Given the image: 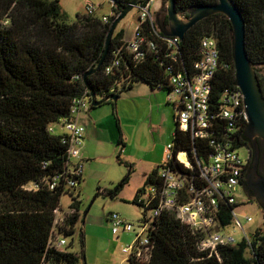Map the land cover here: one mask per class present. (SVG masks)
I'll use <instances>...</instances> for the list:
<instances>
[{
	"label": "trees",
	"instance_id": "1",
	"mask_svg": "<svg viewBox=\"0 0 264 264\" xmlns=\"http://www.w3.org/2000/svg\"><path fill=\"white\" fill-rule=\"evenodd\" d=\"M216 1L174 0V4L177 12L187 18L192 7ZM231 1L244 21L249 61L252 65L264 63V0ZM109 2L112 12L108 22L86 12L66 22L58 0H0V264H85L81 228L78 233L80 252L69 251L68 242L62 250L49 245L54 211L60 207L62 193L70 194L67 206L70 214L63 224L57 225L56 235L71 236L78 222L83 223L79 212L81 201L74 196L82 177L73 191L62 186L36 190H27L24 186L50 178L63 169L66 153L60 140L62 136L50 132L48 125L66 116L71 98L88 89L83 75L101 58L112 20L130 0ZM138 27L140 34L156 40L155 51L144 50L140 61L133 53L123 51L119 66L105 74L104 66L112 56L111 51L126 43L122 29L112 33L100 68L87 75V84L94 93L118 96L117 84L130 88L136 81L168 92L170 77L176 72L185 70L189 75L195 72L193 65L201 57L200 42L206 36L216 39L219 51L217 70L210 81L211 101L218 105L223 91L237 89L231 48L232 26L223 14L214 13L200 19L187 30L178 43L176 60L169 57L164 42L152 35L149 21L141 22L138 17ZM257 76L263 89L264 77L258 73ZM111 87L115 92L109 93ZM108 102L115 106L111 100L104 103ZM115 119L118 128V117ZM243 122L236 131L238 146L248 143L244 134L247 122ZM174 123L171 141L174 151L195 150L198 159L205 160L210 151L205 141L190 138ZM121 139L119 132V144ZM161 166L162 163L145 175L143 186L136 190L132 199L134 204L142 207L137 201L138 195L152 183V177ZM126 179L108 190V194L115 195ZM231 207L227 206V210ZM262 214L264 218L263 211ZM142 215L144 219L145 211ZM223 219L222 223H229L230 214L227 212ZM151 226L148 236L153 248L149 262L129 259V264H264V220L262 227L250 235L249 244L241 241L222 246L219 258L199 254L190 231L165 212Z\"/></svg>",
	"mask_w": 264,
	"mask_h": 264
},
{
	"label": "built area",
	"instance_id": "2",
	"mask_svg": "<svg viewBox=\"0 0 264 264\" xmlns=\"http://www.w3.org/2000/svg\"><path fill=\"white\" fill-rule=\"evenodd\" d=\"M151 2L152 0H145L136 3L134 7L138 11L139 20L150 22L152 35L164 42L169 57L176 60L180 40L166 36L158 30L150 11ZM95 10L93 5L86 4L87 14L93 15ZM100 18L103 22L109 21L106 14H102ZM138 29L137 23L131 39L111 51L112 56L104 66L105 74L111 73L119 66L120 54L123 51L133 53L137 61L143 59L144 50L155 51L156 40L146 38ZM200 45L201 57L193 65L195 72L189 75L183 70L172 75L169 80L170 90L166 96L168 103L173 105V120L177 128L188 133L192 139L204 140L210 151L205 160H199L195 150L180 149L175 152L172 142L166 144L162 166L152 177V183L147 184L137 198L144 208V219L133 224L117 212L110 213L108 221L111 223L112 233L125 231L133 234L122 249L127 256L126 264H129V259L149 262L153 248L148 236L149 231L153 221L162 212L177 219L190 231L196 250L204 257L219 258V248L222 246H232L241 241L249 244L252 232L260 229L258 227L251 233H246L235 212L236 206L242 202L237 197L242 191L244 169L248 159V152H239V148L246 146H238L236 137V131L243 126V121L247 120L243 94L239 88L226 89L219 95L218 105L211 101L210 81L219 63L218 45L213 36L204 37ZM88 91L86 89L72 97L67 115L48 125V130L52 133L58 134L56 128L63 131L59 134L62 136L60 140L66 153L63 169L50 178L26 184L24 189H53L62 186L73 191L79 185L83 170L80 154L84 127L78 123L77 116L80 111L91 105ZM113 92L115 88L111 87L109 93ZM102 95L107 97L105 93ZM227 206L232 207L227 210ZM227 212L231 216L230 222L222 223ZM54 213L49 245L62 250L67 240L64 236L56 235L57 225L63 224L70 211L68 208L59 207ZM245 219L247 222L252 221L251 216H246ZM230 226L240 227L242 236L238 238L232 231H228L227 227Z\"/></svg>",
	"mask_w": 264,
	"mask_h": 264
},
{
	"label": "rangeland",
	"instance_id": "3",
	"mask_svg": "<svg viewBox=\"0 0 264 264\" xmlns=\"http://www.w3.org/2000/svg\"><path fill=\"white\" fill-rule=\"evenodd\" d=\"M158 1L153 0L151 3L152 15L155 13L154 8ZM58 2L66 22H72L78 15L84 14L87 3L95 7L94 17H100L102 14L109 16L112 12L108 0H58ZM165 5L166 0H163V9ZM137 13V9L133 7L119 20L113 33L122 29L125 34L124 39L130 40L138 23ZM181 18L184 17L181 16ZM254 69L261 77H264V63L255 64ZM146 86L151 89L150 85L144 81H136L130 88H124L119 83L116 85L118 97L115 106L111 102H103L93 107L104 116L109 107L110 114L113 116L109 120L106 119L110 128L108 129L103 121L102 127L97 130V139L88 143L90 157L85 159L82 180L79 188L74 192V196L81 201L79 212L83 223L79 221L76 232L71 236H65L68 250L80 252L78 233L82 229L85 264H126L127 256L122 249L133 234L123 231L117 235L112 233L111 223L107 218L110 213L117 212L133 224H137L142 219L144 209L133 203L132 196L136 188L144 184L143 173L148 170L151 172L154 166L163 161L166 144L172 141L175 125L174 108L167 101V91L155 89L158 92L157 96L163 99L157 98L152 104L150 98L144 97L142 87ZM95 97L97 100L104 98L98 93H95ZM104 105L107 108H104ZM116 116L118 128L114 119ZM166 126H169V134L164 131ZM56 130L61 131L59 128ZM119 132L122 134L121 144L117 142ZM239 152L247 153L245 147L239 148ZM125 177L127 179L119 191L110 196L108 190L114 189ZM237 199L242 202L236 206L235 212L244 231L249 234L255 228H261L264 218L260 205L254 201H247L242 191ZM70 201V194L64 192L61 194L59 205L62 209H66ZM246 216H251L252 221L247 222ZM227 230L232 231L238 238L242 236L240 227L230 226Z\"/></svg>",
	"mask_w": 264,
	"mask_h": 264
},
{
	"label": "water",
	"instance_id": "4",
	"mask_svg": "<svg viewBox=\"0 0 264 264\" xmlns=\"http://www.w3.org/2000/svg\"><path fill=\"white\" fill-rule=\"evenodd\" d=\"M140 1V0H139ZM138 2V0H130L124 10L119 13L111 22L108 29L106 44L101 58L83 75V81L86 84L91 99V105L96 107L108 100L116 101L117 95H109L100 100L95 97L94 90L87 84V75L95 73L101 66V63L107 53L108 44H110L111 36L114 28H116L119 20L126 15ZM214 13L223 14L232 26V57L233 68L235 73V85L242 92V101L244 112L246 115V127L244 134L246 137L253 139L255 136L264 139V94L261 89L259 78L254 65L249 61L245 46V25L242 15L231 0H217L211 5H196L189 10L187 18H181L177 12L174 0H166V5L156 13H154V21L158 30L170 37H177L182 40L185 32L189 30L197 21ZM264 18V16H263ZM256 159H253L252 167L245 179V185L253 198L260 205V209L264 212V178L256 173Z\"/></svg>",
	"mask_w": 264,
	"mask_h": 264
},
{
	"label": "crops",
	"instance_id": "5",
	"mask_svg": "<svg viewBox=\"0 0 264 264\" xmlns=\"http://www.w3.org/2000/svg\"><path fill=\"white\" fill-rule=\"evenodd\" d=\"M162 7H163V0H159L158 2H156L155 8H154L155 9V13L158 12V11H160L162 9ZM123 35L125 36L124 32H123ZM134 89H136V88H134ZM142 89L144 90V97L150 98L152 104H153V100H154V102H156V99L157 98H162L161 96H157L156 93H158V92H156L155 89L152 90V88L150 89L148 86L142 87ZM162 96H164V94ZM157 103H158V101H157ZM104 108H107V107H105V105H104ZM107 110H108L107 113L105 112L106 116H104L103 113H99L98 112L97 108H93V109L92 108L91 109L90 108H87L85 110L80 111V113L77 116L78 123L81 124V125H83V127H84V138H83V143H82V147H81V154H80L81 157H82V159H84L83 164L85 162V159H87L88 157H90L88 155V154H90L89 151H88V143H90V142H92V141H94V140L97 139L96 138V136H97V130H98L99 127H102L103 121H104L103 124L106 125L108 129L110 128L109 125L106 123V119H108V120L111 119V116H113V115L110 114L111 111H110V108L109 107H108ZM169 114H170V111H169ZM114 119H115V117H114ZM164 131L166 132V134H169V126L168 127L166 126V128H165ZM56 132L58 134L63 133L62 130L61 131H57L56 130ZM172 136H173V132H172ZM151 162L153 163V161H151ZM149 171L150 170H148V171H146L144 173L142 172L144 174V180H145V175ZM141 187H137L136 190L138 188H141ZM78 188H79V186H78ZM136 190H135V192H136ZM135 192H134V194L132 196V199L135 196ZM123 232H125V231H123ZM126 233H128V232H126Z\"/></svg>",
	"mask_w": 264,
	"mask_h": 264
},
{
	"label": "flooded vegetation",
	"instance_id": "6",
	"mask_svg": "<svg viewBox=\"0 0 264 264\" xmlns=\"http://www.w3.org/2000/svg\"><path fill=\"white\" fill-rule=\"evenodd\" d=\"M261 83L264 85L263 81ZM262 89V88H261ZM264 94V88L262 89ZM246 136V135H245ZM248 143L246 146L247 152H248V159L245 165L244 169V175H243V183H242V192L245 194L247 201H254L257 202L255 198H253L252 194L249 192L245 185V179L248 175V172L250 171L253 163V159H255V156H257L256 159V173L258 176H261V178H264V139L259 136H255L253 139L248 138Z\"/></svg>",
	"mask_w": 264,
	"mask_h": 264
},
{
	"label": "bare ground",
	"instance_id": "7",
	"mask_svg": "<svg viewBox=\"0 0 264 264\" xmlns=\"http://www.w3.org/2000/svg\"><path fill=\"white\" fill-rule=\"evenodd\" d=\"M180 156H182V155H180Z\"/></svg>",
	"mask_w": 264,
	"mask_h": 264
}]
</instances>
